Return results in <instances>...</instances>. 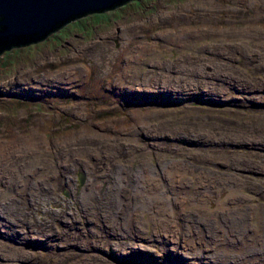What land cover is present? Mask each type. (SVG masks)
<instances>
[{"label":"rangeland","instance_id":"1","mask_svg":"<svg viewBox=\"0 0 264 264\" xmlns=\"http://www.w3.org/2000/svg\"><path fill=\"white\" fill-rule=\"evenodd\" d=\"M169 32L196 42L180 49L161 38ZM76 67L67 89L41 79L50 92H17L30 88L15 80L24 70L42 78ZM8 82L0 264H264V0H134L86 15L2 53L0 86ZM33 138L50 156L27 155ZM172 165L189 175L176 174L174 190L146 186L143 195L163 199L132 229L140 170L161 179ZM159 208L172 230L149 218Z\"/></svg>","mask_w":264,"mask_h":264},{"label":"bare ground","instance_id":"2","mask_svg":"<svg viewBox=\"0 0 264 264\" xmlns=\"http://www.w3.org/2000/svg\"><path fill=\"white\" fill-rule=\"evenodd\" d=\"M138 29H140L139 26L136 29L131 30V34H134L135 32H137ZM216 34L208 33V35L206 37V36L202 35L201 33H198L196 36H197L198 40H201V39H205V38H208V37H213V38L217 37L218 34L217 35ZM161 38H164V39L168 40L169 42L176 43L178 48H180V49H182L181 45L183 43L187 42V41L188 42L191 41L193 43L196 42L195 39L193 38V35L189 34V33H186V35H180V34H174L173 32H169L167 34H162ZM150 45L155 46L156 44H150ZM155 48H156V46H155ZM205 48L206 47H203L202 49H195L194 48L193 52L195 54L204 55L203 51H204ZM226 49H228V48H226ZM215 51H216V53H219L221 50H215ZM203 58H204V56H202V57L194 56V57H191V60L192 59H203ZM129 60H131L129 62V64H131L133 62V57L131 56ZM183 60H189V59L187 57H184ZM169 66H171L169 62H167L164 65V67H166V68L169 67ZM77 68L78 67L72 68V69H68L66 71H63L62 73L55 74L53 76H43L42 78L40 76H37L34 73V70H30V69L29 70H24V71L21 72V75L19 77H17V79H15V80H16V82L27 81L28 84H30V88L29 89H18L17 92L19 94H26L28 92H32V90H37L38 88H40L39 91H41V89H42V91L50 92L51 91L50 88L49 89H43L44 85H43L41 79H47L50 84H52V83L55 84V86H53V87L57 88L58 90L67 89L66 85L69 84L70 81L77 80V77H78L77 73H76V71L78 70ZM147 75L148 74L145 75V79H148L146 77ZM221 77H223V75H221ZM199 79L200 80H204V79H206V76L202 74V75L199 76ZM195 82H198V83H195L194 87L195 86L197 87L199 84H201V81H195ZM10 83L11 82H8V83L4 84L5 85L4 87L0 86V90H2V88H5V87L9 86ZM157 84H159V83L155 82L153 85H157ZM16 87H20V86L16 84ZM210 89H212V88L210 87ZM215 90H220V88H217V89L215 88ZM0 93H4V91H0ZM132 93H134V92L133 91H127V94H132ZM38 96L41 97V95H38ZM134 118L136 119V121L139 124H142L143 119L141 118L140 115H137ZM137 137H138V132H134V134H133L134 140H137ZM260 138H262V136ZM144 139L145 140L151 139L150 141H152L153 137H144ZM96 142H97V140H92V138L91 139H86V143H89V144H92V145H95ZM148 144H150V143L148 142ZM157 146L159 148V143H157ZM31 147L33 149H31V151L27 152L28 156H34V157H42L44 155L45 156H50V154H47L45 152V150H46L45 149V144L41 141L40 138H33ZM166 149L163 150V151H166ZM149 151L150 152L148 154L151 155L152 149H150ZM70 153H72V152H70ZM73 153H74L73 155H76L77 157L80 156L79 154H77L75 152H73ZM115 153H116V151L113 150V149L105 150V155L108 156V157H110L112 155H115ZM122 155L124 156V153ZM138 156H140V155H138ZM165 164H163V165H165ZM152 169L149 168L148 171H144V170L141 169L140 172H139L138 181H140L142 184H140L139 187L137 186V190H136V187H135L136 191H134V193L137 194V195H140L141 203L136 205L133 208V212L130 215V219H129L130 225L129 226L132 229L134 228V226H132L131 223L133 222L134 218H137V219L140 218L139 221H141V224H142V222L146 223V221L143 220L144 219L143 218L144 213H143V211L141 209H143V208H148L149 209V208H151L150 206H152V204L159 203L163 199L161 197H155L152 194H149L147 196L143 195L144 189H145L146 186H161L162 188H168V190H174L175 187L177 186V181H178V179H176V174L179 177H181L182 179L186 178V176L189 175V170L188 169L182 167L181 165H172V167L166 166V167L163 168V170L166 172V174H165L164 177L159 179L157 176L154 175V173H153L154 169L153 170ZM16 170H19V169H16ZM99 177H102V175L99 176ZM201 178H202V176L199 177V179H201ZM95 179L99 180L100 178H98V176H97ZM150 179H152L153 181H155V179L158 180L159 184L153 183V185H152L151 183L147 182V180H150ZM197 179H198V177H195L193 181L196 182ZM124 188H126V185L124 186ZM178 188L180 189L179 186H178ZM186 189H190V187H186ZM231 190L232 191H236L237 189L235 190V187H233ZM22 192H23V190L21 189L20 193H22ZM166 195H170V193L168 192ZM201 204L203 206H205L206 208H208V206H209V202L207 200L202 201ZM210 204H213V203H210ZM216 205L217 204H215L213 207H215ZM148 209L146 211H148ZM148 212H151V210H149ZM170 215H171V212L165 213L161 208H159L158 212L154 216H150L149 218L151 219L153 217L156 221H162V222H166V223L170 222V225L168 226L167 229L172 230L173 226H172V221L170 220ZM204 226L206 228L214 227L213 225L212 226L211 225H204ZM89 232H91L92 234H96L95 231L89 230ZM18 238L22 239V240L24 239V238H20V237H18Z\"/></svg>","mask_w":264,"mask_h":264},{"label":"water","instance_id":"3","mask_svg":"<svg viewBox=\"0 0 264 264\" xmlns=\"http://www.w3.org/2000/svg\"><path fill=\"white\" fill-rule=\"evenodd\" d=\"M130 0H0V54L6 45L43 41L65 24ZM10 49V48H9ZM81 184L85 181L80 173Z\"/></svg>","mask_w":264,"mask_h":264},{"label":"trees","instance_id":"4","mask_svg":"<svg viewBox=\"0 0 264 264\" xmlns=\"http://www.w3.org/2000/svg\"><path fill=\"white\" fill-rule=\"evenodd\" d=\"M132 1H134V0H130V1H128V2H126L125 4H122V5H127L128 3H130V2H132ZM122 5H120V6H122ZM120 6H118V7H120ZM118 7H116V8H118ZM116 8H114V9H112V10H115ZM112 10H109V11H112ZM107 12V11H106ZM106 12H104V13H106ZM90 15V14H89ZM32 44H34V43H31V44H27V45H21V46H15V45H6V49L2 52V53H5V52H8V51H10V50H12V49H18V48H23V47H26V46H29V45H32ZM10 48V49H9ZM1 53V54H2ZM0 54V55H1Z\"/></svg>","mask_w":264,"mask_h":264},{"label":"flooded vegetation","instance_id":"5","mask_svg":"<svg viewBox=\"0 0 264 264\" xmlns=\"http://www.w3.org/2000/svg\"><path fill=\"white\" fill-rule=\"evenodd\" d=\"M86 178V177H85ZM79 179H80V177H79ZM81 181V180H80ZM85 182V181H84ZM80 185H82L83 186V184H81V182L79 183Z\"/></svg>","mask_w":264,"mask_h":264}]
</instances>
